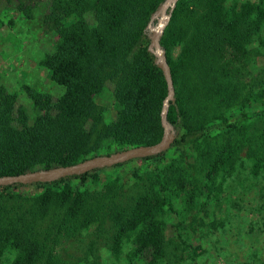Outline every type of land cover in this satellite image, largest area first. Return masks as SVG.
<instances>
[{
	"label": "trees",
	"instance_id": "1",
	"mask_svg": "<svg viewBox=\"0 0 264 264\" xmlns=\"http://www.w3.org/2000/svg\"><path fill=\"white\" fill-rule=\"evenodd\" d=\"M44 1V23L58 35L40 64L64 92L53 105L48 94L25 88L38 111L29 124L16 95L0 86V177L158 143L167 85L146 30L164 0ZM16 2L31 18L35 0ZM260 3L178 0L163 31L175 93L167 125L179 132L170 147L191 143L192 160L181 156L162 166L165 151L147 155L135 160L132 176L107 175L98 188L86 187L91 172L0 187V260L8 253L9 264H101V248L118 257L130 242L129 264H165V217L174 201L185 212L198 204L205 210L199 198L219 188L217 178L244 151L255 157L257 174L264 170V128L256 125L264 121V81L244 82L247 45L264 23ZM108 83L117 110L106 123L95 98ZM248 103L260 107L237 110ZM178 248L199 255L192 243Z\"/></svg>",
	"mask_w": 264,
	"mask_h": 264
},
{
	"label": "rangeland",
	"instance_id": "2",
	"mask_svg": "<svg viewBox=\"0 0 264 264\" xmlns=\"http://www.w3.org/2000/svg\"><path fill=\"white\" fill-rule=\"evenodd\" d=\"M246 1H260L264 5V0H227V4ZM35 2L37 6L32 17L26 18L17 9L16 0H0V86L16 95L17 103L27 113L29 124L34 121L38 111L27 97L25 88L48 94L53 105L64 92L51 79L49 70L40 64L44 56L54 52L58 34L52 26L44 23L49 2ZM158 10L147 25L146 35L149 41L160 18ZM247 50L249 54L245 63L244 82L258 84L264 81V23L251 36ZM95 99L105 122H111L117 110L112 84L108 83ZM259 107L258 104L248 103L237 110H257ZM256 125L263 129L264 121L257 122ZM170 133L171 137L179 134L173 129H170ZM122 150H112L97 156L111 155ZM194 155L191 143H186L181 148L170 147L165 151L161 165L181 156L192 160ZM90 158L93 157L87 159ZM135 160L117 168L107 165L92 170L86 187H100L107 175L127 172L132 176L133 171L140 166ZM254 162L255 157L247 151L242 152L233 170L217 178L219 188L199 198L198 201L205 207L203 211H199L198 204L191 212H185L181 202L174 201L172 211L165 217V264H264V170L257 174ZM182 241L197 247L199 255L192 257L181 253L178 244ZM131 250L132 244L126 242L122 245L119 256L113 257L109 248H101L100 263L129 264L126 256ZM12 258L13 255L7 253L0 264H9Z\"/></svg>",
	"mask_w": 264,
	"mask_h": 264
},
{
	"label": "water",
	"instance_id": "3",
	"mask_svg": "<svg viewBox=\"0 0 264 264\" xmlns=\"http://www.w3.org/2000/svg\"><path fill=\"white\" fill-rule=\"evenodd\" d=\"M177 1L178 0H164V2L159 7L158 13L160 15V18L156 24L155 30L152 33V37L150 39V44L148 47V50L156 58L158 67L162 71L164 80L167 85V95L163 100V105L160 112L161 125L163 127V135L161 140L158 143L150 146H136L122 151H117L111 155L96 156L72 166L56 167L49 170H37L21 175L0 177V187L12 184L47 182L68 175L88 173L99 167H104L107 165L111 166L112 164L131 161L147 155L166 151L168 148H170L171 142L173 141L174 137H171L170 128L167 125V109L169 103L174 101V90L170 68L160 41L163 31L169 22L171 12Z\"/></svg>",
	"mask_w": 264,
	"mask_h": 264
}]
</instances>
